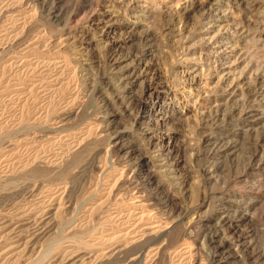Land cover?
Returning a JSON list of instances; mask_svg holds the SVG:
<instances>
[{
	"label": "rangeland",
	"instance_id": "374dc122",
	"mask_svg": "<svg viewBox=\"0 0 264 264\" xmlns=\"http://www.w3.org/2000/svg\"><path fill=\"white\" fill-rule=\"evenodd\" d=\"M261 152L264 0H0L5 261L264 264Z\"/></svg>",
	"mask_w": 264,
	"mask_h": 264
},
{
	"label": "bare ground",
	"instance_id": "6f19581e",
	"mask_svg": "<svg viewBox=\"0 0 264 264\" xmlns=\"http://www.w3.org/2000/svg\"><path fill=\"white\" fill-rule=\"evenodd\" d=\"M191 6H193V5H191ZM94 19V18H93ZM104 18H100V19H98L97 18V20L95 21V20H93V25H96V26H98V25H101V24H104V25H106V27H107V29H110V28H112L113 26V24H114V22H111V20H108L107 22H105L104 20H103ZM91 23V22H90ZM106 31V30H105ZM142 40H144V42H146V39H145V37H143V39ZM143 42V41H142ZM150 43V42H149ZM143 45V44H142ZM149 49V48H148ZM143 53V52H142ZM34 55V54H33ZM143 55V54H142ZM139 56V55H138ZM144 56V55H143ZM143 56H140V57H136V60L135 61H138V60H140ZM139 63V62H138ZM228 73H230L229 72V68L227 67V69H226V72H225V70L222 72V75L220 76V80L222 81V83H224L225 81H226V79H227V76L229 75ZM257 80V82H258V80L259 79H256ZM230 81V80H229ZM255 83H256V81H255ZM234 87H236V83H233V85L232 86H230L229 85V88H231V89H233ZM3 90V89H2ZM229 91V90H228ZM230 91H232V90H230ZM226 93H228V92H226ZM246 94V93H245ZM234 95H236L237 96V94H235L234 93ZM241 95V94H240ZM239 95V96H240ZM248 95V94H247ZM255 96V94H252V95H248V97L249 98H253ZM241 97V96H240ZM119 98H121V99H123L125 102H127L128 103V101H126V96L125 97H118V99ZM234 105H235V103H234ZM30 107V106H29ZM223 107V105L222 106H220L219 105V107L217 108V109H215V115H218L220 112H221V110L223 109L222 108ZM55 111H56V109H55ZM240 112V111H239ZM21 113V112H20ZM28 114H30V112L28 113L27 111L22 115V120H21V122H23L22 124H24V122H26L27 121V119H26V117L28 116ZM30 116V115H29ZM64 117V116H63ZM214 117V116H213ZM218 117V116H217ZM217 117H215V118H217ZM28 118V117H27ZM21 119V118H20ZM220 119V118H219ZM219 119H218V121H219ZM224 119V118H223ZM217 120V119H216ZM57 121V120H56ZM220 122V121H219ZM222 122V121H221ZM5 132V131H4ZM246 134V133H245ZM91 136V135H90ZM89 137V136H88ZM203 139V138H202ZM204 140V139H203ZM203 140H202V142H203ZM202 144V143H201ZM113 145L114 146H118L119 144L118 143H116V142H114L113 143ZM259 146V145H258ZM132 147V146H131ZM131 147H122L123 149V151L125 152V154H128L127 156H131V155H133V153H134V149H132ZM256 148V147H255ZM260 148V147H259ZM260 152V151H259ZM254 157H253V159H252V161H258V164L256 163V164H251V162H250V166H247L248 168L247 169H249V170H251L254 166H258L259 165V163H262L263 161H264V156H263V153L261 152V154H260V156H257V154L256 153H254V155H253ZM139 156H137V158H138ZM257 159V160H256ZM138 160V166L139 167H143V165H144V163H145V159H144V157H141V158H139V159H137ZM147 164V163H146ZM31 165V164H30ZM136 165V164H135ZM248 165V164H247ZM66 170V169H65ZM20 171H21V169H20ZM27 172H23L24 174L23 175H25V176H29V177H32V178H42L43 176H46L45 175V171L44 170H41V169H39L38 167L36 168V167H34V168H32V169H30L29 171L28 170H26ZM247 171V170H246ZM208 173V172H207ZM164 177V178H163ZM162 178L165 180V182H167L168 183V185H170V186H172L171 185V181H170V179L167 177V176H163ZM211 177V176H210ZM44 181V180H43ZM37 183V182H36ZM255 183V182H254ZM259 183H261L260 181H259ZM169 186V187H170ZM259 186H260V184H259ZM252 190V189H251ZM72 192V191H71ZM256 193V192H255ZM207 197V196H206ZM109 199V198H108ZM13 204V203H12ZM15 204V203H14ZM13 204V205H14ZM241 204H243V202L241 203ZM19 205V204H18ZM244 205V204H243ZM13 207V206H12ZM58 207V206H57ZM9 208H11V207H9ZM249 208V207H248ZM20 209V208H19ZM0 210H2V209H0ZM20 210H22V209H20ZM20 210H18V211H20ZM24 210V209H23ZM246 210V209H245ZM5 211V210H4ZM8 211V210H7ZM15 211V210H14ZM17 211V212H18ZM3 212V211H2ZM1 212V213H2ZM26 214V213H25ZM56 214V213H55ZM2 215H4V212H3V214ZM1 216V215H0ZM6 216H8V214H6ZM10 217V219H11V221L12 220H16V222L13 224L14 226H15V228L17 227V228H19L21 225H22V223L26 220V218H25V220H24V216L22 215V214H17V215H15V216H12V213H11V215L9 216ZM41 217V216H40ZM142 217V216H141ZM147 218V217H146ZM3 219V216L1 217V223L5 220H2ZM30 220V219H29ZM34 220V219H33ZM7 222H3L4 223V225H6L7 223L8 224H10L11 223V221L9 220H6ZM140 222V221H139ZM223 222V221H222ZM221 222V223H222ZM12 224V223H11ZM25 224V223H24ZM26 224H27V222H26ZM34 224H35V222H34ZM44 224V223H43ZM2 225V224H1ZM13 225H12V227H13ZM27 226V225H26ZM30 226V225H29ZM28 226V227H29ZM35 226H36V224H35ZM35 226H33V227H35ZM41 226V225H40ZM44 226H46L45 224H44ZM172 226V225H171ZM10 227V226H9ZM22 227V226H21ZM42 227V228H41ZM41 227H37L36 228V230H35V233L33 234V233H31V234H33V236H35V237H33V239L32 240H34V238H37V237H39V236H43L44 234H45V232L47 231V229L45 230V228L43 227V225L41 226ZM233 227V226H232ZM231 227V228H232ZM236 227V226H235ZM0 228H7V226H0ZM44 228V229H43ZM156 228V227H155ZM157 228H160V229H163V227L162 226H159V227H157ZM165 228V227H164ZM169 227H167V228H165V230L166 229H168ZM230 228V229H231ZM8 229V228H7ZM6 229V230H7ZM13 229H14V227H13ZM23 229H26L25 227L24 228H22V230ZM31 229V228H30ZM30 229H29V231H30ZM191 229V227L189 228V227H187V228H183L182 229V231H183V233H182V235H184V236H187L189 233H190V230ZM1 230V229H0ZM6 230H4L5 231V233H6ZM12 230V229H11ZM21 229H20V232L22 231ZM33 230V229H32ZM237 230V229H236ZM13 231V230H12ZM1 232V231H0ZM17 232H19V230L17 231ZM28 232V231H27ZM33 232H34V230H33ZM3 233V232H2ZM10 233H14V231L13 232H10L9 231V234H8V232H7V234H2L3 236L2 237H0V242H2V239H3V237H4V240H5V242L7 241H9V239L8 238H6L8 235H10ZM231 233V236L234 238V234H235V232H234V229H232V231L230 232ZM28 234V233H27ZM55 234V233H54ZM1 235V234H0ZM19 235H20V233H19ZM21 235H22V233H21ZM23 235H24V231H23ZM25 236H26V234H25ZM11 237V236H10ZM15 237V239L17 238V235H15L14 236ZM14 237H13V239H14ZM20 236H18V238H19ZM29 237V236H28ZM31 237V236H30ZM237 238H238V233H237ZM12 238H10V240H11ZM31 239V238H30ZM18 240V239H17ZM32 240H30V242L32 241ZM234 240V239H233ZM236 240H238V239H236ZM241 240V239H240ZM12 241V240H11ZM10 241V242H11ZM14 241V240H13ZM25 242V241H24ZM30 242H28V243H26V244H29ZM90 242V241H89ZM88 242V243H89ZM241 242V241H240ZM14 243V242H13ZM21 243V242H20ZM19 243V244H20ZM75 243V242H74ZM81 242H78V244H77V242H76V247H78L79 245L80 246H83L82 244L83 243H81ZM24 244V243H23ZM26 244H25V246H26ZM34 244V243H33ZM48 244V243H47ZM91 244V243H90ZM15 245L16 244H14V249H11L12 251H7L8 253L7 254H9L10 252H13V251H16L15 252V255L16 256H14V258H8V260H6L5 261V259H3L2 258V255H1V257H0V264H17V263H19V260L24 256L23 254H24V245H22L23 246V248L22 247H16L15 248ZM186 246H187V244H185ZM234 245H235V247L236 248H238L239 247V241H234ZM4 246V245H3ZM17 246H18V244H17ZM21 246V245H20ZM80 246L78 247V248H80ZM91 246V245H90ZM89 246V244H87L86 245V247L85 248H89L90 247ZM185 246V247H186ZM188 246H189V244H188ZM0 247H1V245H0ZM28 247V246H27ZM52 247V246H51ZM75 247V248H76ZM82 248V247H81ZM8 249V248H7ZM25 249H26V247H25ZM62 249V246H54L53 248H51V251L54 253V254H58L60 251H62L61 250ZM83 249H84V247H83ZM3 250V249H2ZM9 250V249H8ZM157 251V253L158 252H160L161 251V247H158V249L156 250ZM237 251V250H236ZM26 252V251H25ZM154 252V251H153ZM4 253V252H3ZM3 253H0V254H3ZM17 253V254H16ZM7 254H5V255H7ZM76 255V254H75ZM10 256H11V254H10ZM6 257V256H5ZM12 257H13V255H12ZM75 257V256H74ZM79 258V257H78ZM200 259V258H199ZM65 260V259H64ZM132 261V260H131ZM72 264V263H71ZM74 264V263H73ZM76 264V263H75Z\"/></svg>",
	"mask_w": 264,
	"mask_h": 264
}]
</instances>
